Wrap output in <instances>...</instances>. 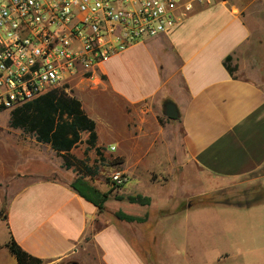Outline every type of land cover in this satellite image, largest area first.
<instances>
[{"label": "crops", "instance_id": "obj_1", "mask_svg": "<svg viewBox=\"0 0 264 264\" xmlns=\"http://www.w3.org/2000/svg\"><path fill=\"white\" fill-rule=\"evenodd\" d=\"M100 75L102 83L77 98L96 122L97 145L119 151L120 172L133 190L146 182L183 188L191 175L200 184L208 177L229 182L264 169V0L197 7L166 33L106 61ZM100 96L119 103V124H105L95 112ZM168 103L178 118L165 115ZM106 129L110 141L101 140ZM18 138L19 163L12 173L0 166V184L17 188L0 218V264H19L7 247L11 238L45 264H148L135 243L136 231L143 237L136 221L116 217L121 211L143 218L146 210L130 202L125 211L108 210V200L101 212L71 187L76 173L63 168L50 145Z\"/></svg>", "mask_w": 264, "mask_h": 264}, {"label": "rangeland", "instance_id": "obj_2", "mask_svg": "<svg viewBox=\"0 0 264 264\" xmlns=\"http://www.w3.org/2000/svg\"><path fill=\"white\" fill-rule=\"evenodd\" d=\"M89 86L95 88L96 84L75 80L68 89L63 88L77 98L79 92L90 89ZM93 101L95 112L105 124L121 122L119 103L107 96ZM10 121L11 111L0 113V166L6 173H12L19 163L14 158V139L20 137L18 141L21 142L35 139L32 134L12 128ZM87 138L88 135L84 134L83 142L72 153L99 169L97 176L87 179L101 192H110V205L106 209L111 210L109 208L114 206L125 211L130 203L126 200L118 203L117 197L127 196L126 193L139 194L153 201L152 206L138 207L147 213L142 221L135 223L143 237L139 231L134 235L135 243L143 249L148 264H200L208 259L235 254L237 256L226 264H264V169L229 182L208 177L207 183L200 184L191 175L189 185L183 188L176 184L155 187L146 182L133 190L132 182L118 186L112 181V176L121 171L119 151L111 153L110 148H104L102 156L94 150L86 151ZM101 140H111L107 129L105 133L101 132ZM157 178L158 174H153V181ZM16 190L14 186L0 184V218ZM197 191L204 195L183 199L185 194H197ZM188 208L189 214H184Z\"/></svg>", "mask_w": 264, "mask_h": 264}, {"label": "built area", "instance_id": "obj_3", "mask_svg": "<svg viewBox=\"0 0 264 264\" xmlns=\"http://www.w3.org/2000/svg\"><path fill=\"white\" fill-rule=\"evenodd\" d=\"M227 1L0 0V113L75 80L99 85L109 59ZM112 181L129 180L116 172Z\"/></svg>", "mask_w": 264, "mask_h": 264}, {"label": "trees", "instance_id": "obj_4", "mask_svg": "<svg viewBox=\"0 0 264 264\" xmlns=\"http://www.w3.org/2000/svg\"><path fill=\"white\" fill-rule=\"evenodd\" d=\"M229 61L230 58H227L225 66L232 73ZM10 124L14 129L32 134L37 142L50 145L63 159V168L73 170L77 174L71 187L84 199L97 206L101 212L105 211V205L111 196L110 192H101L87 179L97 176L99 169L89 165L86 159H80L72 153L73 149L83 142L84 134L88 135L86 151L94 150L97 155L102 156L101 151L104 149L97 145L96 122L87 115L78 98L67 93L64 88L54 89L11 111ZM117 199L142 206L151 205V198L142 195L120 196ZM116 217L127 222L143 220L121 211L116 213ZM7 247L19 264H45L43 259L26 252L13 238L8 242Z\"/></svg>", "mask_w": 264, "mask_h": 264}, {"label": "water", "instance_id": "obj_5", "mask_svg": "<svg viewBox=\"0 0 264 264\" xmlns=\"http://www.w3.org/2000/svg\"><path fill=\"white\" fill-rule=\"evenodd\" d=\"M165 115H166L168 118H171V119H176V118H178L179 113H178V110H177L176 105L173 104V103H168V104L166 105V108H165Z\"/></svg>", "mask_w": 264, "mask_h": 264}]
</instances>
